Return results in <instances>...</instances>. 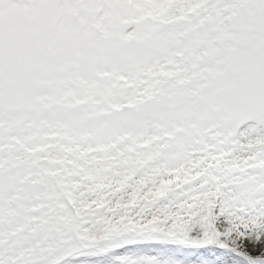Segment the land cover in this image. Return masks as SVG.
<instances>
[{"label": "snow or ice", "instance_id": "snow-or-ice-1", "mask_svg": "<svg viewBox=\"0 0 264 264\" xmlns=\"http://www.w3.org/2000/svg\"><path fill=\"white\" fill-rule=\"evenodd\" d=\"M0 264H264V0H0Z\"/></svg>", "mask_w": 264, "mask_h": 264}]
</instances>
